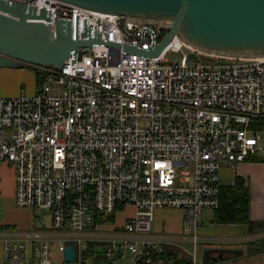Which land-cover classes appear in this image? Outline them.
I'll return each instance as SVG.
<instances>
[{"label": "built area", "instance_id": "1", "mask_svg": "<svg viewBox=\"0 0 264 264\" xmlns=\"http://www.w3.org/2000/svg\"><path fill=\"white\" fill-rule=\"evenodd\" d=\"M71 23V36L99 40L61 70L31 66V95L0 97V166L14 169V205L49 212L30 229L0 228L7 264H200L205 212L219 205L221 165L263 153L264 59L189 60L199 53L174 37L154 57L165 32L53 0H5ZM115 43L119 48L108 46ZM178 53L170 62L167 54ZM222 62V64H214ZM146 121V126L140 122ZM128 215H122L126 209ZM158 211L182 215L181 232L154 227ZM191 246V249L185 245ZM67 246L74 262H64ZM98 258V259H97Z\"/></svg>", "mask_w": 264, "mask_h": 264}, {"label": "water", "instance_id": "2", "mask_svg": "<svg viewBox=\"0 0 264 264\" xmlns=\"http://www.w3.org/2000/svg\"><path fill=\"white\" fill-rule=\"evenodd\" d=\"M86 11L126 16L134 24L159 28L166 34L150 51L123 47L124 53L158 56L176 36L187 47L189 60L211 62L222 59H264V0H53ZM50 13L11 1L0 0V69L27 66L62 69L71 52L78 57L99 40L71 36V23H50ZM108 46L119 48L115 43ZM214 64H222L215 62ZM38 227V222L35 223ZM220 253H223L220 251ZM74 247L67 246L64 262L73 263Z\"/></svg>", "mask_w": 264, "mask_h": 264}, {"label": "crops", "instance_id": "3", "mask_svg": "<svg viewBox=\"0 0 264 264\" xmlns=\"http://www.w3.org/2000/svg\"><path fill=\"white\" fill-rule=\"evenodd\" d=\"M24 69V68H23ZM20 69H1L0 70V97H15L25 96L34 93L37 88V76L35 72L31 75H27V71ZM26 74L27 78V93L25 95L18 94L17 90H5V85L1 82L8 79L9 76L23 77ZM20 91H24L23 86H20ZM253 158H264L263 153ZM226 168L231 174V183L235 176L241 177L250 192V207L249 216L252 222L264 223V162H254L252 159L246 160L245 162L239 163L230 167L226 165ZM227 170V171H228ZM226 186V185H223ZM0 209L3 213V217L0 218V228L3 229H30L35 226L37 218L32 216L30 219L24 222L15 223L12 219H7L5 211L9 210V207H16L14 205V181L9 177V168L7 166H0ZM24 210V209H23ZM173 213L167 217H161L163 220L161 224H155L157 230H164L168 233H179L181 232V220L182 215L175 211H158L157 213ZM156 213V214H157ZM155 214V215H156ZM156 218V217H155ZM159 217L157 216V219ZM213 212H205L200 226V236L207 239H246L253 237L256 234L250 235L247 232L246 226L243 225H218L212 224L204 227L205 222L212 223ZM18 225L19 227H15ZM260 239V238H259ZM259 239L246 240L241 243L227 244V245H208L199 244L201 257L197 261L200 264H264V242ZM262 239V238H261ZM198 251V250H197ZM222 251L223 253H220ZM173 252V254H172ZM172 254L171 258L175 260L174 251L172 248L166 249V254ZM166 254L163 256L164 263H166ZM168 256V255H167ZM177 263L185 264L183 261H176ZM0 264H7L1 259Z\"/></svg>", "mask_w": 264, "mask_h": 264}, {"label": "trees", "instance_id": "4", "mask_svg": "<svg viewBox=\"0 0 264 264\" xmlns=\"http://www.w3.org/2000/svg\"><path fill=\"white\" fill-rule=\"evenodd\" d=\"M251 125L256 127L261 133H264V120L253 122ZM253 157L256 156L248 157L247 160L252 159L254 162H264V158L257 159ZM218 200L219 205L213 212V224L243 225L246 226L247 232L250 235L264 232V223H255L250 219V192L245 181L241 177L235 176L231 185H221ZM259 240L264 242V238ZM172 254H166L165 264H182L175 262L174 258H171V256H173Z\"/></svg>", "mask_w": 264, "mask_h": 264}, {"label": "rangeland", "instance_id": "5", "mask_svg": "<svg viewBox=\"0 0 264 264\" xmlns=\"http://www.w3.org/2000/svg\"><path fill=\"white\" fill-rule=\"evenodd\" d=\"M179 55L178 53H169L167 54V59L172 62V61H178L179 60ZM1 70V69H0ZM17 70H20V69H17ZM23 70L27 71V75H31L34 70L31 66H27L25 67ZM27 75L24 74L23 77H13V76H9L7 81L6 80H3L1 83L5 85V90L7 91H10V90H17L18 94H23L25 95L28 91H27V88L25 87L28 83L27 81H25V78H27ZM20 86H23L24 88V91H20ZM141 126H146V121L145 120H142L140 122ZM261 138L263 140V143H264V133H261ZM4 166H7L9 168V177L13 179L14 181V169L12 167H10L9 165H4ZM226 168V165L224 163H222L221 165V172H220V184L221 185H230L231 183V174H230V171L231 170H228ZM1 207V206H0ZM2 208V207H1ZM129 212H132V209H129L128 208L122 213L119 215V217H121L122 215H128L127 213ZM165 212V211H163ZM5 214L7 216V219H12V221H14L15 223H20V221L24 222L25 220H28L30 219L32 216H34L35 218L37 219H40L42 220L43 222H46L49 218V212L48 211H44V210H28V209H20V208H17V207H9V210H7V212L5 211ZM171 212H169L167 214L166 213H160V214H156L155 215V221H154V225L155 224H161L162 223V219L161 217H167V216H170ZM3 213H1V209H0V218L3 217ZM157 216L159 217L157 219ZM213 223L211 222H205L204 223V227H207L209 225H212ZM15 227H19L18 225H16ZM155 227V226H154ZM156 229V228H155ZM199 235H200V230H199ZM187 248L191 249V246L186 244L185 245ZM197 256H198V259H200L201 257V253H200V247H198L197 249ZM98 259V258H97Z\"/></svg>", "mask_w": 264, "mask_h": 264}]
</instances>
